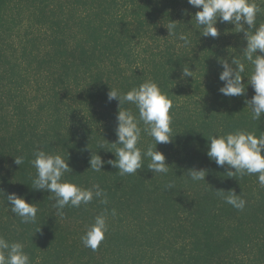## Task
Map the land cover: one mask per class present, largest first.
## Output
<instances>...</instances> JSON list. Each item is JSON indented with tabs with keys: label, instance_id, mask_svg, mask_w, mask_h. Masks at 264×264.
<instances>
[{
	"label": "trees",
	"instance_id": "obj_1",
	"mask_svg": "<svg viewBox=\"0 0 264 264\" xmlns=\"http://www.w3.org/2000/svg\"><path fill=\"white\" fill-rule=\"evenodd\" d=\"M255 2L258 27L264 0ZM196 11L187 0H0V189L39 209L35 223H23L0 193V236L22 243L30 264H264V186L257 174L229 177V166L206 155L210 134H264V114L253 120L245 104L253 66L243 32L218 21L220 35L204 36ZM169 24L176 27L168 34ZM234 56L245 64L247 90L226 97L218 91L220 60ZM187 66L192 77L181 78ZM147 80L173 104L172 141L156 146L168 172L153 173L145 157L137 174L121 175L107 163L121 146L112 144L118 101L107 93ZM121 107L138 117L134 104ZM151 144L142 132L138 147ZM37 149L68 157L64 179L98 184L108 203L94 198L59 214L52 194L32 188ZM96 154L105 161L100 172L89 168ZM191 168L205 169L206 182L193 181ZM230 190L245 200L243 210L225 202ZM105 209L108 231L93 251L81 237Z\"/></svg>",
	"mask_w": 264,
	"mask_h": 264
},
{
	"label": "clouds",
	"instance_id": "obj_2",
	"mask_svg": "<svg viewBox=\"0 0 264 264\" xmlns=\"http://www.w3.org/2000/svg\"><path fill=\"white\" fill-rule=\"evenodd\" d=\"M187 3L198 9L194 17L196 24L204 29L202 35L213 38L219 36L220 32L216 27L218 21L231 23L238 29L236 32H243L246 41V47L242 50L244 59L253 66L250 78L246 76L247 84L254 90V94L245 100V104L250 106L252 119L259 121L264 114V23L256 26L259 5L255 0H187ZM175 27V24H169L168 34ZM179 38L185 44L188 43L186 36L181 35ZM220 64L222 70L218 78L223 82L218 89L220 94L226 97L244 96L247 90V84L243 82L245 64L235 56L230 62L221 59ZM185 77H192V70L188 66L182 68L181 78ZM107 99L109 102L118 101L115 129L117 140L112 144L121 145L114 152L116 158L107 163L119 169L121 175L137 174V170L144 167L143 161L147 157L150 158L147 169L153 173H167L166 156L157 150L156 146L172 141L170 110L173 104L169 96L155 81L147 80L124 93L110 89ZM124 104H134L138 117L131 109L121 107ZM142 132L154 140V144L149 145L145 151L138 147ZM207 141V157L217 166H229V177L257 174L259 184L264 186V134L257 136L254 132L236 130L223 135L210 134ZM33 156L30 163L36 169V176L32 180V188L47 190L52 194L50 198L54 199L53 206L59 214L63 215L66 206L87 205L94 198L100 199L102 204L108 203L107 194L98 184L83 188L64 179L65 174L72 172L67 162L68 157L65 159L60 154H49L40 149L35 150ZM23 163L22 155L14 157L15 165L21 166ZM104 163L99 155L96 154L95 158L91 155L89 168L100 172ZM187 173L193 181H205V169L191 168ZM167 187L171 188L172 185ZM225 192L228 193L224 196L226 203L238 210L244 209L246 202L243 198L233 190ZM0 193L4 195L3 189H0ZM4 197L11 213L19 216L23 223H35L39 210L35 203L28 202L23 195H17L15 192ZM111 215H116L115 209L111 210ZM107 218V209L94 218V222L81 237L85 247L93 251L99 248L108 231ZM0 264H30V257L24 251L22 243H9L0 236Z\"/></svg>",
	"mask_w": 264,
	"mask_h": 264
}]
</instances>
